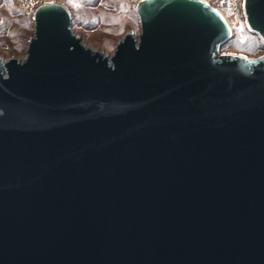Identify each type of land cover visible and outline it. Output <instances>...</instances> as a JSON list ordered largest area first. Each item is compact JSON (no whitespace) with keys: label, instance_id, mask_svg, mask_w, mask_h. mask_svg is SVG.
I'll list each match as a JSON object with an SVG mask.
<instances>
[{"label":"water","instance_id":"1","mask_svg":"<svg viewBox=\"0 0 264 264\" xmlns=\"http://www.w3.org/2000/svg\"><path fill=\"white\" fill-rule=\"evenodd\" d=\"M135 10L109 56L41 3L0 55V264H264V55L207 0Z\"/></svg>","mask_w":264,"mask_h":264},{"label":"rangeland","instance_id":"2","mask_svg":"<svg viewBox=\"0 0 264 264\" xmlns=\"http://www.w3.org/2000/svg\"><path fill=\"white\" fill-rule=\"evenodd\" d=\"M8 1L9 7L6 9H2L0 5V55L4 59L11 56L24 59L28 41L34 35L35 9L21 6L16 0ZM53 1L61 3L59 0ZM72 1V30L82 38L84 44L102 50L109 56L126 31H132L137 36L141 30L135 10L139 0H108L115 6L94 9L83 7L80 1ZM209 2L223 12L232 26V36L222 44L220 53H237L249 58L264 55L262 38L253 33L246 22L244 0H230L231 3H225L226 0ZM14 34L23 35L20 46L16 45Z\"/></svg>","mask_w":264,"mask_h":264},{"label":"trees","instance_id":"3","mask_svg":"<svg viewBox=\"0 0 264 264\" xmlns=\"http://www.w3.org/2000/svg\"><path fill=\"white\" fill-rule=\"evenodd\" d=\"M61 3L64 4V6L67 7L70 15L72 12V9L74 7V3L72 0H59ZM72 1V2H71ZM80 1V3L82 4L83 7L87 8V9H94V8H108V7H113L115 6V4L110 3L108 0H76V2ZM8 0H0V5L2 6V9H6L7 7H9L8 4ZM8 4V5H7ZM0 6V7H1ZM255 33V32H253ZM16 40V45L20 46V44H22V40H23V35H13ZM14 45V46H16Z\"/></svg>","mask_w":264,"mask_h":264},{"label":"built area","instance_id":"4","mask_svg":"<svg viewBox=\"0 0 264 264\" xmlns=\"http://www.w3.org/2000/svg\"><path fill=\"white\" fill-rule=\"evenodd\" d=\"M53 1V0H51ZM50 0H16L17 4L25 6L26 8L36 9L38 5L45 2H51ZM209 1V0H207ZM225 3H231L230 0H226ZM218 11H221L218 7H215ZM222 12V11H221ZM223 13V12H222Z\"/></svg>","mask_w":264,"mask_h":264},{"label":"bare ground","instance_id":"5","mask_svg":"<svg viewBox=\"0 0 264 264\" xmlns=\"http://www.w3.org/2000/svg\"><path fill=\"white\" fill-rule=\"evenodd\" d=\"M206 1V0H205Z\"/></svg>","mask_w":264,"mask_h":264}]
</instances>
